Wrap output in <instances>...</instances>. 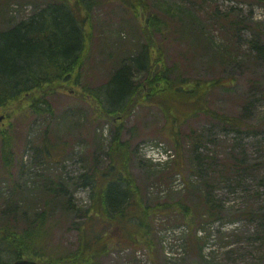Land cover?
<instances>
[{"label": "rangeland", "instance_id": "rangeland-1", "mask_svg": "<svg viewBox=\"0 0 264 264\" xmlns=\"http://www.w3.org/2000/svg\"><path fill=\"white\" fill-rule=\"evenodd\" d=\"M47 1L0 0V30L26 19ZM97 2L91 11V49L80 80L49 96L52 118L46 121L27 111L0 109V224L5 222L6 199L22 198L18 217L9 221L16 232L32 225L35 214L46 209L43 227L48 243L61 252L76 248V228L90 202L88 190L73 184L77 176L93 169V163L104 167L115 130V124L95 110L92 98L96 96L102 106L104 98L110 104L115 92L108 86L109 79L139 55L145 44L140 25L152 13L164 22L153 38L171 79L185 81V87L194 81L221 85L209 91L203 111L193 112L179 129H173L178 133L179 151L161 111L155 106L136 107L124 119L121 136L130 146V171L150 203L192 201L195 194L186 190L187 185L202 188L213 179L209 189L221 201L224 215L197 232L205 242L201 250L190 245L188 231L177 216H158L152 253L112 250L101 257L100 264H264V246L257 240L264 214V54L260 50L264 47V0H146L139 18L121 0ZM134 65V79L142 82L146 73L136 71ZM212 113L239 127L217 122ZM46 129L51 155L43 163L39 147ZM198 135L202 138L198 154L215 157L211 165L206 158L203 167L192 163L191 145ZM3 138L9 139L11 148L9 166L3 164ZM158 144L175 158L158 163L163 152L156 149ZM234 144V152L253 170L243 173L231 192L229 182L224 183L218 172L228 163ZM60 175L76 212L64 213L44 193L43 179L53 181ZM249 211L256 216L253 222L239 216Z\"/></svg>", "mask_w": 264, "mask_h": 264}, {"label": "trees", "instance_id": "trees-1", "mask_svg": "<svg viewBox=\"0 0 264 264\" xmlns=\"http://www.w3.org/2000/svg\"><path fill=\"white\" fill-rule=\"evenodd\" d=\"M121 1L125 9L139 18L146 0ZM97 5V0H50L39 9L36 7L25 20L0 30V109L27 111L46 121L52 118L54 110L49 96L66 91L71 84L77 85L80 80L81 70L91 49V11ZM163 23L152 13L141 23L145 44L139 55L131 59L132 63L122 64L110 77L108 86L114 88L115 92L110 97V104L106 103L103 107L96 96L92 98L95 110L111 120L115 130L108 145L104 167L96 168L93 163V169L77 176L73 184L79 187V181L86 178L82 186L88 189L90 201L82 213L83 221L76 228V248L71 252H61L48 243L43 227L47 218L44 208L35 214L32 225L16 232L9 221L18 215L22 198H9L6 199L8 215L4 214L5 222L0 224V264H12L19 259L38 264H100L101 257L112 250L146 249L152 253L153 226L158 216H177L188 231L190 245L202 249L205 242L197 237V232L213 221L221 220L224 215L221 201L215 199L209 189L213 179L206 181L202 188L192 183L187 185L186 190L195 194L192 201L180 199L176 203H160L156 199L152 203L147 202L130 171L129 143L121 137L124 119L136 107L155 106L169 124L174 139L172 142L179 151L178 133L173 129H179L187 118L195 114L193 112L203 111L209 91L221 85L219 81H194L191 87H185V81L177 77L171 79L172 72L163 64L162 53L156 50L153 38ZM260 50L264 54V47ZM155 54L156 57H153ZM133 65L136 71L146 73L142 82L134 79ZM211 117L224 125L239 127L218 114L212 113ZM235 131L241 133L238 129ZM47 135L46 129L44 141L39 147V160L43 163L49 161L48 153L51 155ZM201 139L198 135L191 145L192 163L197 167L204 166L205 158L210 159L198 154ZM8 140L1 139L4 166H9L7 155L11 148ZM207 141L213 142V139L207 138ZM236 149V144L231 146L228 163L222 165V171L226 172H218L224 183L229 182L227 187L231 192L235 189L230 187L239 184L238 179L243 173L253 170L244 163L242 155L234 152ZM213 159L215 157L207 164L211 165ZM158 174L161 176L163 172ZM43 180V190L49 201L56 202V206L66 214L74 212L64 178L60 175L57 180ZM239 216L251 222L256 217L250 211ZM259 224L257 240L264 246V214Z\"/></svg>", "mask_w": 264, "mask_h": 264}, {"label": "built area", "instance_id": "built-area-1", "mask_svg": "<svg viewBox=\"0 0 264 264\" xmlns=\"http://www.w3.org/2000/svg\"><path fill=\"white\" fill-rule=\"evenodd\" d=\"M159 148L163 150L162 145H160ZM169 158H172L171 151H166L165 153H162L161 158L159 160L165 161Z\"/></svg>", "mask_w": 264, "mask_h": 264}, {"label": "water", "instance_id": "water-1", "mask_svg": "<svg viewBox=\"0 0 264 264\" xmlns=\"http://www.w3.org/2000/svg\"><path fill=\"white\" fill-rule=\"evenodd\" d=\"M2 119H3V118H0V121H1ZM12 264H37V263L34 262V261H31V260L20 259V260L15 261V262L12 263Z\"/></svg>", "mask_w": 264, "mask_h": 264}, {"label": "bare ground", "instance_id": "bare-ground-1", "mask_svg": "<svg viewBox=\"0 0 264 264\" xmlns=\"http://www.w3.org/2000/svg\"><path fill=\"white\" fill-rule=\"evenodd\" d=\"M23 20H25V19H23ZM74 77V76H73ZM73 80H74V78H73ZM104 97V96H103ZM102 103H104L105 104V106H106V100L104 99L103 100V102ZM104 104H103V107H104ZM84 182H86V178H84L83 180H81V181H79V185H81V186H79V187H83L82 185H83V183ZM87 189V188H86ZM88 190V189H87ZM88 193H89V191H88ZM90 202V201H89Z\"/></svg>", "mask_w": 264, "mask_h": 264}]
</instances>
